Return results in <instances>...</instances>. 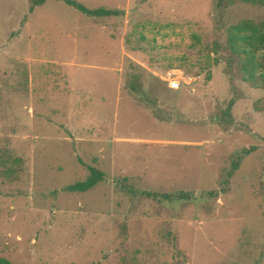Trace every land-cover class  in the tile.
I'll return each mask as SVG.
<instances>
[{"label": "rangeland", "instance_id": "obj_1", "mask_svg": "<svg viewBox=\"0 0 264 264\" xmlns=\"http://www.w3.org/2000/svg\"><path fill=\"white\" fill-rule=\"evenodd\" d=\"M77 1L117 13L0 0V258L264 264V86L227 45L264 5Z\"/></svg>", "mask_w": 264, "mask_h": 264}, {"label": "trees", "instance_id": "obj_2", "mask_svg": "<svg viewBox=\"0 0 264 264\" xmlns=\"http://www.w3.org/2000/svg\"><path fill=\"white\" fill-rule=\"evenodd\" d=\"M46 0H31L29 11L37 5H41ZM66 4L76 8L82 13L93 17L111 16L117 13L116 10L103 7L88 8L77 0H62ZM245 2L264 5V0H216V5L220 8L229 6L236 2ZM227 45L231 52L240 60V70L243 80L253 86H264V21L254 22L251 20H242L228 29ZM214 63L218 62L214 58ZM210 75H208V78ZM136 89V88H134ZM233 100L229 102L231 106ZM89 175L86 179L77 181L64 188L66 191L85 192L105 180V174L101 170L88 166ZM156 195V194H155ZM164 198L171 197L170 194H164ZM0 264H12L5 258H0Z\"/></svg>", "mask_w": 264, "mask_h": 264}, {"label": "crops", "instance_id": "obj_3", "mask_svg": "<svg viewBox=\"0 0 264 264\" xmlns=\"http://www.w3.org/2000/svg\"><path fill=\"white\" fill-rule=\"evenodd\" d=\"M46 1H48V0H46ZM46 1H45V2H46ZM61 1H62V0H61ZM45 2H44V3H45ZM44 3H42V4H44ZM42 4H41V5H42ZM37 6H39V5H37ZM37 6H35V7H37ZM35 7H34V8H35ZM34 8H33V10H34ZM96 8H97V7H96ZM103 8H105V7H103ZM106 9H108V8H106ZM33 10H32V11H29V13L33 12ZM27 17H28V16H27ZM26 20H27V18H26Z\"/></svg>", "mask_w": 264, "mask_h": 264}]
</instances>
